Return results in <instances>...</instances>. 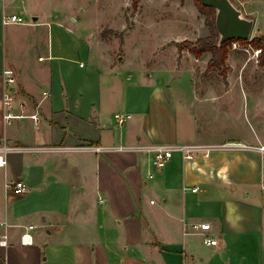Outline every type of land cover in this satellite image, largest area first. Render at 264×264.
<instances>
[{
    "label": "crops",
    "instance_id": "1",
    "mask_svg": "<svg viewBox=\"0 0 264 264\" xmlns=\"http://www.w3.org/2000/svg\"><path fill=\"white\" fill-rule=\"evenodd\" d=\"M77 6L75 0H0V144L110 147L5 154L0 264H264L263 151L218 148L192 158L176 151L158 168L151 153L136 149L152 142L263 144L261 121L250 133H215L209 122L216 112L238 119L246 108L260 118L263 90L256 81L227 79L221 91L200 92L193 67L173 58L130 70L107 38L99 48L102 36L74 31L72 21L83 23ZM10 13L25 22L3 23ZM6 67L15 73V101L27 113L38 111V124L3 119ZM120 113L131 114L123 124ZM20 179L27 189L16 191ZM205 221L211 223L205 232H185L186 224ZM24 231L30 242L21 241Z\"/></svg>",
    "mask_w": 264,
    "mask_h": 264
},
{
    "label": "rangeland",
    "instance_id": "2",
    "mask_svg": "<svg viewBox=\"0 0 264 264\" xmlns=\"http://www.w3.org/2000/svg\"><path fill=\"white\" fill-rule=\"evenodd\" d=\"M36 1L38 3L48 1L67 3L74 0ZM75 1L78 5L74 10L75 15L83 23L80 28L78 22L72 21L71 26L74 31H85L90 36L96 32L97 36L103 37H101L103 41H105L104 38H107L111 46H115L117 53L125 55L126 59L123 64L130 65L132 67L130 70H134L146 62L152 63L155 58L163 59L166 61L165 63L173 62V58L174 62H179V66L193 67L194 81L200 92L209 89L221 91L224 89L221 85L227 79L256 81L258 87L255 89L263 90L262 94H257L262 98L260 99L262 100L260 118H254V112H248L249 110L246 108L245 115L242 114L238 119L229 120L231 121L229 125L226 123L229 121L222 118L219 112H216L209 122L213 123L215 133L222 132L224 128L225 131L230 128L232 132L241 129L250 133L259 125V121H261L264 130V86H259L260 84L264 85V64L259 61L261 52L257 54L255 51L258 47L250 43H241V45L249 46V50H246L234 48L230 44L225 62L227 65L225 72L221 70V67L209 66L213 55L211 51L196 55L190 51L187 45H184L182 49L179 48L178 43L184 40L196 42L199 37H206L211 33L206 15L200 11L195 0H138L136 7L133 5V0ZM230 1L234 3V0ZM240 1L237 3L244 8L246 14L243 15L253 19L254 25L256 23L250 37L264 34V0ZM85 25L88 29L83 28ZM220 38L221 33L218 32L219 42ZM106 42H102L99 48H105ZM172 50H175V54L171 53ZM177 50L179 55L176 53ZM164 75L167 76L166 73ZM182 80L187 84L191 83L190 72L186 71ZM246 89L252 90L251 87ZM234 97L236 99L233 104H239L238 94H234ZM214 100L217 102L216 98Z\"/></svg>",
    "mask_w": 264,
    "mask_h": 264
},
{
    "label": "built area",
    "instance_id": "3",
    "mask_svg": "<svg viewBox=\"0 0 264 264\" xmlns=\"http://www.w3.org/2000/svg\"><path fill=\"white\" fill-rule=\"evenodd\" d=\"M2 22L7 23H21L25 22L22 16L16 13L6 14L2 18ZM241 41L234 39L231 43L234 48H244L249 50V46L241 45ZM250 45V44H249ZM256 53L259 54L262 51V48H256ZM3 81H4V90L1 97V104L3 107V119L6 122H12L14 119L22 117L32 118L36 124L41 120V116L38 111L27 113L25 111V104L23 102H17L14 98V84H15V73L11 67H6L2 70ZM131 114L120 113L117 114L119 123L123 124L125 120L130 117ZM232 147H244V148H256L264 152V143L258 146L249 145L242 141L232 140L222 143H200V142H152L148 144H139L136 146V149L141 151H146L152 154L154 165L158 168L165 166V164L171 159L174 152L179 151L183 154L184 158H192L195 155L201 153L208 155L211 150L218 148H232ZM57 149V150H75V149H92L96 152H101L106 148L99 143H79L76 145H54V146H20L17 144H8L3 142L0 144V166L6 164L5 154L12 150H42V149ZM117 148H124V146H118ZM16 191H23L27 189V185L23 180H17L13 186ZM198 185L194 186L193 189L197 190ZM5 224V222H0V225ZM33 227V225H30ZM211 228V223L208 221L205 222H194L185 225V232L195 231V232H205ZM21 241L23 243L31 241V234L27 231H24L21 234ZM205 241L209 244H216L218 239L207 236ZM5 240H0V243H5Z\"/></svg>",
    "mask_w": 264,
    "mask_h": 264
},
{
    "label": "trees",
    "instance_id": "4",
    "mask_svg": "<svg viewBox=\"0 0 264 264\" xmlns=\"http://www.w3.org/2000/svg\"><path fill=\"white\" fill-rule=\"evenodd\" d=\"M138 0H133L134 7L137 6ZM200 11L206 15L207 23L210 26L211 33L206 37H199L196 42H190L189 40H184L183 42L178 43L179 48L182 49L184 45L189 47L192 53L196 55L202 54L205 51L212 52V58L209 61V66H218L221 67L222 71H226L227 65H225L227 54L229 51V45L234 39H226L219 42L218 39V27L216 24V15L217 9L213 6L204 4L202 0H195ZM242 43H250L255 47L262 48L259 61L264 64V34L255 35L251 38H239Z\"/></svg>",
    "mask_w": 264,
    "mask_h": 264
},
{
    "label": "water",
    "instance_id": "5",
    "mask_svg": "<svg viewBox=\"0 0 264 264\" xmlns=\"http://www.w3.org/2000/svg\"><path fill=\"white\" fill-rule=\"evenodd\" d=\"M217 9L216 24L221 33L220 43L226 39L251 38L254 21L243 15L230 0H202Z\"/></svg>",
    "mask_w": 264,
    "mask_h": 264
}]
</instances>
